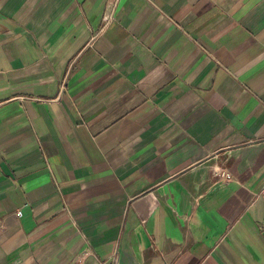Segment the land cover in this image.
Instances as JSON below:
<instances>
[{
    "label": "crops",
    "instance_id": "obj_1",
    "mask_svg": "<svg viewBox=\"0 0 264 264\" xmlns=\"http://www.w3.org/2000/svg\"><path fill=\"white\" fill-rule=\"evenodd\" d=\"M0 264H264V0H0Z\"/></svg>",
    "mask_w": 264,
    "mask_h": 264
},
{
    "label": "built area",
    "instance_id": "obj_2",
    "mask_svg": "<svg viewBox=\"0 0 264 264\" xmlns=\"http://www.w3.org/2000/svg\"><path fill=\"white\" fill-rule=\"evenodd\" d=\"M109 21H111L110 17L107 18V22H109ZM221 176L224 177L225 179H228V180H229V177H230L226 173H222ZM23 209H24V206H21L20 208H18L16 210V216L21 217V212H22Z\"/></svg>",
    "mask_w": 264,
    "mask_h": 264
}]
</instances>
